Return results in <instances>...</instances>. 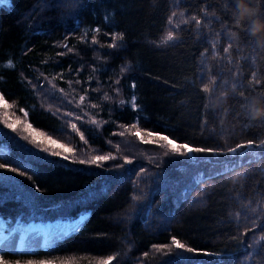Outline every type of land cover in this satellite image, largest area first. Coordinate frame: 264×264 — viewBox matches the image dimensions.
<instances>
[{"label":"trees","instance_id":"trees-1","mask_svg":"<svg viewBox=\"0 0 264 264\" xmlns=\"http://www.w3.org/2000/svg\"><path fill=\"white\" fill-rule=\"evenodd\" d=\"M244 3L243 19L238 0L0 5L1 230L83 215L0 264H264V145L227 151L264 142V0ZM148 131L218 154L185 158Z\"/></svg>","mask_w":264,"mask_h":264},{"label":"snow or ice","instance_id":"snow-or-ice-1","mask_svg":"<svg viewBox=\"0 0 264 264\" xmlns=\"http://www.w3.org/2000/svg\"><path fill=\"white\" fill-rule=\"evenodd\" d=\"M7 3H9V0H0V5L7 4ZM80 4H81V0H63L62 6L70 7V8H77L78 9ZM236 8H237V10L239 9L238 4L236 5ZM193 20L195 21V23L197 25L201 24V20L200 19H197L196 17H193ZM169 23H171V21H169ZM249 31H251V29H249ZM113 39H115V36H113ZM166 39H167V41H172L174 39L173 32L170 31L169 34L167 35ZM114 46L115 45H113V44L109 45V47H114ZM231 46H232L231 43H229V46L224 48L223 52L226 53V54L229 53V50H230ZM58 55H62V53H59ZM254 75H255V73H254ZM70 83H71V81H70ZM77 83H79V81H77ZM133 88H135V85H133ZM202 90H203V92L208 93L209 92L208 84H204ZM80 99L83 101L84 97L81 96ZM132 100H133L132 107L135 109L136 108V105H135L136 97H135L134 93H133V96H132ZM0 103H4V97L3 96H0ZM121 103H124V101H122ZM4 106L7 107V104H4ZM92 107L95 108L96 105H92ZM76 118L79 119V116H77ZM92 123L95 124V123H98V122L96 120H93ZM8 126L10 128L13 127L11 124H9ZM73 127L77 128L78 126L73 124ZM31 129H32V125H31V123H29L28 127L25 129V131H30ZM30 135L33 137V140H35L37 136L41 135V133L35 132V131H30ZM135 135L141 136L142 133L137 132V133H135ZM147 135L150 136V137L158 136V138L161 141L165 142L166 145L171 146L170 147V151L172 153L177 154V155L182 156V157H185V158H188L191 153L218 154V153H216V151L214 149H211V148L194 147V146H189V145H186V144H181V143H178V142H174V140L169 138L167 135L156 134V133H154L152 131H148ZM81 139L84 140V139H86V137L84 135H81ZM47 143L49 145H56L57 147L62 148L66 153L73 152L72 148L66 147L64 144L59 143L58 141H56L55 139H52L50 137L47 138ZM254 145H255L256 148H260L262 145H264V142H262V144H256L255 141L248 140L246 143L237 144L235 147L228 148L227 151H228V153H231L233 155L239 154V155L243 156L245 153L244 152H239L238 153V150L239 149L251 150ZM52 154L53 155H59L58 152H53ZM62 158L63 159H67L68 157L64 156ZM109 159H110V157L107 156V155H96L94 157V159L91 161V163L97 164L99 162H106ZM80 162L81 163H85V161H83V160H81ZM129 162L130 161L125 160V163H129ZM4 166H5V163H0V168H3ZM13 170L14 169H9V171H13ZM37 190H39V188H37ZM132 199L136 200V199H138V197L134 195L132 197ZM261 239L264 240V237H262ZM172 244H174L175 247L178 248V249L184 247V245H182L175 237L172 239ZM187 251L192 252L193 249L188 248ZM112 259H113V257H109L108 260L103 262V264H111Z\"/></svg>","mask_w":264,"mask_h":264},{"label":"rangeland","instance_id":"rangeland-1","mask_svg":"<svg viewBox=\"0 0 264 264\" xmlns=\"http://www.w3.org/2000/svg\"><path fill=\"white\" fill-rule=\"evenodd\" d=\"M4 103L0 105L4 106ZM83 215L69 221H52L46 223H29L26 230L13 229L2 232L0 226V249H28L51 242L73 231L80 223Z\"/></svg>","mask_w":264,"mask_h":264},{"label":"clouds","instance_id":"clouds-1","mask_svg":"<svg viewBox=\"0 0 264 264\" xmlns=\"http://www.w3.org/2000/svg\"><path fill=\"white\" fill-rule=\"evenodd\" d=\"M238 7L241 9V12H242L241 19H243L244 15L253 13V10L248 8L245 5L244 0H238ZM262 30H264V25H260V23L258 21H255L253 29H252V35L253 36H259V34L261 33ZM258 42H260V41L258 40ZM259 116H264V110L255 109L253 111V118H256Z\"/></svg>","mask_w":264,"mask_h":264}]
</instances>
